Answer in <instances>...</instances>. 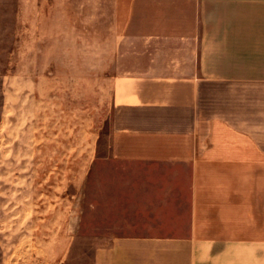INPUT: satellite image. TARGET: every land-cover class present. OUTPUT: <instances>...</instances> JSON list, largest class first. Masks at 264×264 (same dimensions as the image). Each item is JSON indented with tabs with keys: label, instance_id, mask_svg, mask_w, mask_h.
<instances>
[{
	"label": "crops",
	"instance_id": "obj_1",
	"mask_svg": "<svg viewBox=\"0 0 264 264\" xmlns=\"http://www.w3.org/2000/svg\"><path fill=\"white\" fill-rule=\"evenodd\" d=\"M90 4L115 12L117 64L139 60L112 76V157L161 167L126 175L156 200L130 225L152 228L114 236L91 264H264V0Z\"/></svg>",
	"mask_w": 264,
	"mask_h": 264
},
{
	"label": "rangeland",
	"instance_id": "obj_2",
	"mask_svg": "<svg viewBox=\"0 0 264 264\" xmlns=\"http://www.w3.org/2000/svg\"><path fill=\"white\" fill-rule=\"evenodd\" d=\"M115 30L90 0H0V264H91L114 236L152 228L130 225L156 200L126 175L161 167L112 157V76L139 61L117 64ZM172 198L185 217V188Z\"/></svg>",
	"mask_w": 264,
	"mask_h": 264
}]
</instances>
